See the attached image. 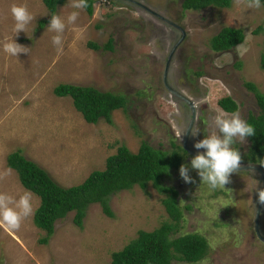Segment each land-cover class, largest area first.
<instances>
[{"label":"rangeland","instance_id":"rangeland-1","mask_svg":"<svg viewBox=\"0 0 264 264\" xmlns=\"http://www.w3.org/2000/svg\"><path fill=\"white\" fill-rule=\"evenodd\" d=\"M135 1L159 16L128 0H94L92 15L72 8L71 0L58 5L54 14L66 23L63 50L58 52L52 43L56 33L48 30L51 16L42 0H0V174L11 170L0 179V193L19 199L30 192L33 213L39 197L22 186L17 172L6 166V155L16 149L67 187L79 184L91 171L103 169L106 157L122 144L133 152L144 140L164 150L172 142L181 145L177 132L183 133L188 115L163 86L165 59L181 33L163 18L185 32L172 53L168 80L196 102L193 125L199 135L191 136L190 142L197 153L205 150H197L194 144L214 130L213 118L222 110L219 98L231 97L237 104L234 112L244 120L258 111L255 94L245 83H254L264 94V35L254 32L264 24V0L258 9L237 6L232 0L227 8L201 10H182L181 0ZM13 4L26 5L34 16L26 32L18 35L13 31ZM73 11H79V17L75 24H67ZM40 20L47 22L39 27ZM224 26L243 29L240 44L249 49L243 57L236 54V46L223 52L211 50L212 36ZM109 37L113 38L112 50L88 46L89 42L102 46ZM13 39L29 52L18 57L6 54L3 44ZM197 71H201L199 76ZM59 83L124 94L126 109L114 110L112 123L103 119L87 123L70 96L53 93ZM248 144L247 139L233 147L244 154ZM192 158L186 155L182 164L189 167L194 183H185L178 168L170 170L160 184L178 192L183 217L178 233L197 232L206 238L208 248L197 262L172 263L264 264V242L254 230L260 174L238 170L225 189L212 190L191 169ZM164 197L151 182L143 189L134 185L121 190L109 200L113 217L103 213L100 203H92L78 227L71 211L56 220L45 243L40 241L45 231L34 225L33 214L18 231L0 224V264H108L112 253L135 239L139 230L150 231L169 220ZM259 230L264 236V205Z\"/></svg>","mask_w":264,"mask_h":264},{"label":"trees","instance_id":"trees-1","mask_svg":"<svg viewBox=\"0 0 264 264\" xmlns=\"http://www.w3.org/2000/svg\"><path fill=\"white\" fill-rule=\"evenodd\" d=\"M42 1L52 16L57 6L67 0ZM93 2L94 0H88V7L85 8L89 15L93 13ZM231 2L232 0H181V8H227ZM46 22L47 20H40L39 27ZM259 31L264 35V24L254 30L255 33ZM244 37L242 28L224 26L212 36L210 48L214 52L231 50ZM88 46L94 50H112L113 38L109 37L102 46L94 42H89ZM261 64L264 67V54ZM196 74L199 76L201 71ZM245 86L254 92L258 111L250 112L245 119L254 126L255 135L247 138L249 144L247 151L241 154L242 161L258 164L264 169V94L258 91L254 83L246 82ZM53 93L57 96H70L73 106L87 123H97L100 119L112 123V112L120 108L125 110L128 102L124 94L69 83H59L53 88ZM217 104L225 112L232 113L237 109V104L229 96L219 98ZM171 145L169 150L158 149L144 140L137 151L133 152L122 144L114 154L106 157L103 169L93 170L79 184L67 187L55 182L44 168L26 158L21 149L6 155V166L17 172L22 186L39 197L32 220L36 227L45 231L40 239L41 243L47 242L53 234L56 220L64 218L69 212L74 211L73 222L78 227L82 226L87 208L92 203H100L103 213L113 217L109 204L111 195L134 185L143 189L151 182L158 192L165 194L162 204L169 220L163 221L153 230H139L135 239L120 251L112 253L108 264H173V260L197 262L205 256L208 242L197 232L178 233L179 223L183 218L177 200L178 192L173 186L160 184V180L170 170L180 168L182 159L188 156L182 145L173 142Z\"/></svg>","mask_w":264,"mask_h":264},{"label":"clouds","instance_id":"clouds-1","mask_svg":"<svg viewBox=\"0 0 264 264\" xmlns=\"http://www.w3.org/2000/svg\"><path fill=\"white\" fill-rule=\"evenodd\" d=\"M235 4L237 6L244 4L250 9H258L262 6L261 0H235ZM70 6L82 10L88 7V0H71ZM10 11L15 21L13 31L17 35L20 32H26L27 26L34 19L28 7L13 4ZM78 17L79 11L71 12L67 17V24H75ZM65 29V21L59 15H52L48 30L56 33L52 37V43L57 47L58 52L63 50V33ZM3 51L10 56L18 57L21 53L27 54L29 48L13 39L3 44ZM248 51L249 49L244 44L235 47V52L239 57H243ZM212 123L214 125L212 133L194 144L197 150L204 149L205 151L199 152L191 159V169L197 171L202 183H206L210 189H225V186L231 183L232 174L236 173L242 165V155L233 145L237 141L242 144L245 143L248 137L255 135V128L242 119L238 111L229 115L227 112L217 110ZM185 133L178 131L177 137L182 140ZM191 135L193 137L199 135V130L194 126L191 128ZM10 171L9 169L0 174V179H4L10 174ZM179 173L185 183H194L193 178L189 175L187 165L182 164ZM257 195L258 202L264 205V189H259ZM32 214L33 205L30 192L25 191L19 199L8 193H0V224L6 225L10 230L18 231L23 221Z\"/></svg>","mask_w":264,"mask_h":264},{"label":"water","instance_id":"water-1","mask_svg":"<svg viewBox=\"0 0 264 264\" xmlns=\"http://www.w3.org/2000/svg\"><path fill=\"white\" fill-rule=\"evenodd\" d=\"M131 1L133 3H136L137 5L141 6L143 9L147 10L150 13H153L154 15L159 16L158 13H156L155 11H153L152 9H150L149 7H147L146 5L137 2L135 0H128ZM164 21H166L169 25L175 27L176 29H178L181 33L180 38L177 40V42L175 43V45L173 46L172 50L169 52V54L166 57V61H165V66H164V71H163V82H164V86L168 89L169 92H171L172 94H174L175 96H178L181 100L185 101L189 108H190V113H191V118L189 120V123L187 125L186 128V133L184 134L183 138H182V147L184 148V150L191 155L192 157H194L195 155L199 154L197 152H195L194 150H192L191 148H189L188 146V140H189V135H190V130L192 125L194 124V120H195V107H194V103L192 101H190L188 98L180 95L179 93H177L176 91H174L172 88H170L167 85L166 82V78H167V70H168V66H169V62L171 60L172 57V53L175 50V47L177 46V44L182 40V38L184 37V29L178 25L177 23L169 20V19H165L163 18ZM239 170H255L260 174L261 177V183H262V188L264 189V169L259 166L258 164H253V163H242L241 168ZM262 204H260L259 202H257L256 205V210H255V215H254V230L255 233L257 235V237L264 242V236L261 234L260 230H259V215H260V210H261Z\"/></svg>","mask_w":264,"mask_h":264},{"label":"flooded vegetation","instance_id":"flooded-vegetation-1","mask_svg":"<svg viewBox=\"0 0 264 264\" xmlns=\"http://www.w3.org/2000/svg\"><path fill=\"white\" fill-rule=\"evenodd\" d=\"M170 63H171V61L169 62V65H170ZM168 69H169V66H168ZM166 82H167V85L170 87V88H172L174 91H176L177 93H179L180 95H182V96H184V97H186V98H188L190 101H192L193 103H194V107H195V120H196V116H197V109H196V102L192 99V98H190V97H188V96H186V95H184L183 93H181L178 89H176V88H174L172 85H171V83H170V81L168 80V74H167V79H166ZM163 86H164V82H163ZM165 87V86H164ZM165 89H166V91H168V89L165 87ZM169 92V91H168ZM170 94H171V96L174 98V102H177L178 101V103H180L185 109H186V112L185 113H187L186 114V116L188 115V118H187V120H186V124H185V126H184V129H183V133L186 131V128H187V125H188V123H189V120H190V118H191V113H190V108H189V106H188V104L185 102V101H183V100H181L178 96H175L174 94H172L171 92H169ZM184 118H186L185 116H184ZM195 120H194V122H195ZM194 125H192V127H193ZM191 127V128H192ZM191 130H190V135H189V140H188V146H189V148H191L192 150H194L192 147H191V142H190V140H191ZM182 141L183 140H181V145H182ZM195 151V150H194ZM196 152V151H195Z\"/></svg>","mask_w":264,"mask_h":264}]
</instances>
